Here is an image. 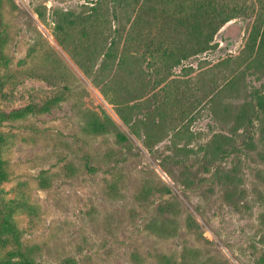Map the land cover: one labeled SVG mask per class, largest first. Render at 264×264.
<instances>
[{
	"label": "rangeland",
	"instance_id": "1",
	"mask_svg": "<svg viewBox=\"0 0 264 264\" xmlns=\"http://www.w3.org/2000/svg\"><path fill=\"white\" fill-rule=\"evenodd\" d=\"M206 1L236 15L214 35V48L169 74L142 45L191 40L181 22L203 0L3 1L0 112L35 113L0 127V222L8 219L18 241L1 236L0 259L19 245L40 264H156L194 248L206 264H264V117L254 98L264 70L251 64L250 50L254 30L264 28V0ZM132 22L136 60L119 73L114 105L92 81L113 76L100 70L103 50L114 43V69ZM55 98L48 113L37 112ZM145 100L132 113L142 121L134 136L117 108ZM158 103L166 117L149 151L144 114ZM91 114H105L129 142L88 134ZM220 136L226 155L213 159L208 144ZM187 215L198 229L186 227Z\"/></svg>",
	"mask_w": 264,
	"mask_h": 264
},
{
	"label": "trees",
	"instance_id": "2",
	"mask_svg": "<svg viewBox=\"0 0 264 264\" xmlns=\"http://www.w3.org/2000/svg\"><path fill=\"white\" fill-rule=\"evenodd\" d=\"M4 0H0V9L2 8ZM149 2V0H146ZM163 3V0H162ZM96 12L94 13V16L98 17V12L96 9H93ZM193 14L185 17V22H181L183 27L185 28L184 35L186 38H190L191 40L185 41L183 43L179 44H164L162 42L159 43H153L151 41H148L142 45L143 55H147L148 57L154 58L151 62H158L160 64H163L162 67L163 70L167 71V74L171 72V70L174 67H177L181 64L182 61L197 56L199 54H202L204 52H207L214 48L212 45L214 35L217 33V31L225 25L227 22H229L231 19H233L236 15V9H232L231 12L227 11L225 9L221 8H215L211 5H209L208 1L205 2L203 0L202 4H199ZM233 11V12H232ZM87 19L92 23L93 17L90 16ZM69 24H74V22H69ZM66 18H62L59 20L57 24L58 30H65L66 27ZM133 25L134 22H132L128 28V31L125 35V42L128 41L129 43L125 44L124 50L121 51L120 56L118 57L116 64L112 66V63L116 57L115 52L113 48H115L114 43H111L109 46L103 50L102 53V62L100 64V70H106V71H114L113 76L107 80V81H96L93 80L92 82L99 87L102 95L106 100L114 105H118L117 102H115L114 97H109L110 92L113 93L114 96H116V92L120 89V84H116L123 69L127 67L129 64V61L136 60L135 56L133 55L134 51H132V42L131 38L129 36L133 33ZM250 50L253 52V58L251 60V64L256 67L258 70L263 71L264 70V28L259 31L257 29L254 30L253 34L250 37ZM249 47V46H248ZM80 50H85L82 46H80ZM146 56V57H147ZM132 59V60H129ZM76 64L79 66L80 69H82L83 73L91 77V72L88 71V69L79 61L76 60ZM162 69V68H161ZM160 68H157V72L155 73L156 76L159 74ZM126 73L129 76H133L135 73L134 71L127 69ZM138 77L141 79H144V75L142 71L137 72ZM141 83H143V88L145 86L144 82L141 80ZM0 91H1V82H0ZM256 101V107L263 113L264 117V91L256 92V95L254 96ZM59 99L55 98L54 101L48 102L44 104L37 112L40 113H48L50 111V105L58 102ZM146 102L143 101L140 104H133L132 106L119 104L120 106L117 108V114L122 121V123L130 128L131 133L134 136H138L137 127L142 122L139 121L138 123L136 120H133L132 113L136 109L137 106H142V104ZM161 105H156L152 109L149 107L146 109V117L149 119L148 123H144V129L147 130L143 144L146 146V148L151 151V143L152 139L155 137L153 134V128L154 127H160L163 118L166 117L165 114H162L161 112ZM35 113L34 108L31 106H26L23 109L12 111L8 114L1 113L0 112V127L8 122V121H17L20 119L25 118L27 115ZM155 115L159 118L157 123H154ZM84 130L88 134L93 135H104L107 133H110L114 136L116 144L117 145H124L127 142H129V138L126 134L118 131L117 127L113 124V122L105 115L102 114L101 116H97L96 114H91L89 120L85 123ZM264 132V119H263V129ZM226 141V138L220 136L215 137L213 140L210 141L208 145H210L211 148V156L213 159H216L218 156L222 157L226 155V151L224 150V146L227 145L225 141H221L222 139ZM2 142V135L0 134V145ZM85 168L89 173H94L96 169L89 165L88 163L85 164ZM7 179V173L4 168V163L0 159V183L3 181H6ZM162 189V188H161ZM164 190H162L165 194L172 193V190H170L167 187H163ZM186 227L191 229H198L199 225L196 224L194 219L187 215V218L185 220ZM167 228V227H166ZM164 227V229H166ZM168 229V228H167ZM3 235H11L14 237V239L17 241V233L14 230V226L8 221L7 218L3 217L0 222V237ZM207 260H201L199 256V250L198 249H187L184 250L182 253L180 259L176 258L173 255H159L156 259V264H206ZM0 264H40L37 263L31 256L28 254V252L21 251L18 247L16 250L8 252L6 256L2 259H0Z\"/></svg>",
	"mask_w": 264,
	"mask_h": 264
}]
</instances>
